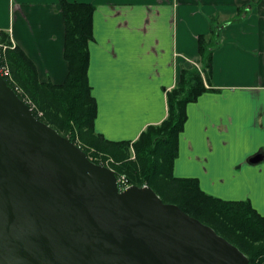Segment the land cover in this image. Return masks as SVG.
Listing matches in <instances>:
<instances>
[{
	"label": "crops",
	"instance_id": "obj_1",
	"mask_svg": "<svg viewBox=\"0 0 264 264\" xmlns=\"http://www.w3.org/2000/svg\"><path fill=\"white\" fill-rule=\"evenodd\" d=\"M95 5L89 81L95 131L109 141H135L168 114L167 92L182 69L200 66V35L210 17L225 22L213 54L211 85L187 106L176 177L197 178L208 194L249 200L264 216V0H68ZM0 29L37 67L41 82L62 84L65 23L59 0H0Z\"/></svg>",
	"mask_w": 264,
	"mask_h": 264
},
{
	"label": "water",
	"instance_id": "obj_2",
	"mask_svg": "<svg viewBox=\"0 0 264 264\" xmlns=\"http://www.w3.org/2000/svg\"><path fill=\"white\" fill-rule=\"evenodd\" d=\"M0 264L250 261L150 186L120 191L113 169L34 115L0 63Z\"/></svg>",
	"mask_w": 264,
	"mask_h": 264
},
{
	"label": "trees",
	"instance_id": "obj_3",
	"mask_svg": "<svg viewBox=\"0 0 264 264\" xmlns=\"http://www.w3.org/2000/svg\"><path fill=\"white\" fill-rule=\"evenodd\" d=\"M59 3L65 23L64 57L69 65L65 82H41L31 58L19 46H10L6 50L12 79L5 78L8 85L20 91L21 87L37 107L33 110L34 115L87 154L89 148H94L113 156L119 162L115 166L116 174H127L131 184L150 186L165 203L178 205L237 246L247 255L250 264H260L257 259L264 260V216L252 203L215 197L201 188L197 178L176 177L173 173L179 153V136L188 119L187 106L208 89H214L207 88L205 81L211 85L213 54L220 47V31L225 22L218 21V14L212 16L210 33L198 37L201 64L181 70L179 82L167 92V117L160 124L149 125L133 142H115L95 131L98 106L88 71L96 7L91 3L68 0H59ZM246 14L245 8H239L229 22L242 21ZM0 40L6 46L11 45L10 35L4 30H0ZM0 63L4 65L3 58ZM17 93L23 98L18 90ZM39 111H43V115H39ZM131 146L134 159L129 150Z\"/></svg>",
	"mask_w": 264,
	"mask_h": 264
},
{
	"label": "rangeland",
	"instance_id": "obj_4",
	"mask_svg": "<svg viewBox=\"0 0 264 264\" xmlns=\"http://www.w3.org/2000/svg\"><path fill=\"white\" fill-rule=\"evenodd\" d=\"M218 16H219V18L217 17V19H218V21L219 22H222V21H224L225 19V17H226V21L227 22H229L230 20H232L233 19V17L235 16H231V15H229V14H225V16H223V18L221 19L220 18V14H218ZM212 17V16H211ZM210 17V18H211ZM211 19H213V18H211ZM1 30V29H0ZM7 32V31H6ZM9 35H10V33L9 32H7ZM0 43L2 44V46L4 47V46H6L5 44H3L2 42H1V40H0ZM10 43H11V45H8L7 44V46H6V48L4 49L2 46H0L1 47V49H0V51H1V53H2V58H3V61H4V66H6V67H8V64L6 63V50L11 46L12 48H14L15 46H17V44H15L14 42H13V40H12V38H11V35H10ZM8 69H9V67H8ZM11 72V71H10ZM8 79L9 80H11L12 81V79H11V76H9L8 77ZM20 87V86H19ZM20 89H21V91H20V94H22L23 95V98H21L20 96V98L23 100V101H25L31 108H32V110H34V109H37V107H36V105H35V103L31 100V98L23 91V89L20 87ZM39 115H43V111H39ZM78 143L79 144H81L82 142L80 141V140H78ZM130 152H131V158H135V152H134V149H133V147L131 146L130 147ZM129 153V152H128ZM130 154V153H129ZM89 157L94 161V162H96V163H100V164H103V165H107V166H109L110 168H112L114 171H115V166H117V165H119V162L113 157V156H111V155H109V154H105V153H103V152H98V151H96L94 148L92 149V148H89ZM126 175L127 176V174H125V173H120V174H117V175ZM127 178H128V176H127ZM129 179V178H128ZM130 181V180H129ZM131 183V182H130ZM257 262H259L260 264H264V260H260L259 258L257 259Z\"/></svg>",
	"mask_w": 264,
	"mask_h": 264
},
{
	"label": "built area",
	"instance_id": "obj_5",
	"mask_svg": "<svg viewBox=\"0 0 264 264\" xmlns=\"http://www.w3.org/2000/svg\"><path fill=\"white\" fill-rule=\"evenodd\" d=\"M0 46H2V44L0 43ZM3 47V46H2ZM4 49L6 48V46L3 47ZM1 49V47H0ZM0 58H2V53L0 51ZM1 75L3 76V78H8L10 76V70L8 69V67L1 65ZM6 80V79H5ZM14 89V88H13ZM17 93V90L20 92V90L18 88L14 89ZM18 94V93H17ZM92 160V159H91ZM93 161V160H92ZM96 163V162H95ZM100 164V163H98ZM103 165V164H102ZM107 166V165H105ZM109 167V166H108ZM112 169V168H111ZM117 183H118V187L120 191H123L125 189H127L128 187H130L132 184L130 183L129 179L127 178L126 175H117Z\"/></svg>",
	"mask_w": 264,
	"mask_h": 264
}]
</instances>
